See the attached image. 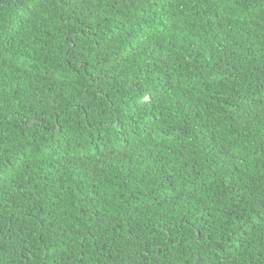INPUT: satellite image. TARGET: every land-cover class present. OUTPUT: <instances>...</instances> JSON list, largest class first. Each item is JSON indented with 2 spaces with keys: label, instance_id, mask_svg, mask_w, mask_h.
Wrapping results in <instances>:
<instances>
[{
  "label": "trees",
  "instance_id": "1",
  "mask_svg": "<svg viewBox=\"0 0 264 264\" xmlns=\"http://www.w3.org/2000/svg\"><path fill=\"white\" fill-rule=\"evenodd\" d=\"M261 21L264 0H0V264H264ZM196 172L211 200L178 191Z\"/></svg>",
  "mask_w": 264,
  "mask_h": 264
},
{
  "label": "snow or ice",
  "instance_id": "2",
  "mask_svg": "<svg viewBox=\"0 0 264 264\" xmlns=\"http://www.w3.org/2000/svg\"><path fill=\"white\" fill-rule=\"evenodd\" d=\"M32 2L35 5H39L44 2V0H32ZM184 3H192V4H204L207 7L214 8L218 10L220 16L225 14V10H231L233 9L239 2V0H183ZM213 15H217V12H213ZM219 18V17H217ZM144 23H148L147 20L144 21ZM261 23H264V21H261ZM161 31H163V27L160 28ZM155 31V29H153ZM13 41L5 39V33L3 29L2 22H0V64L4 62L5 59L8 58L7 54L9 51L10 46L12 45ZM18 43V42H16ZM150 102V97L146 101ZM151 127V126H150ZM169 175H173V173H169ZM199 175V172L196 173H187L185 175L180 176V186L178 191L181 189L183 190L184 193H187V196L184 198L187 199L189 196L192 197L193 200H199V201H208L211 200V194L206 191L204 188L200 186V184L197 182L196 178ZM214 203V201H213ZM230 208L231 205H228ZM208 211H212L211 205L207 206ZM192 213L188 212L186 215L181 217L180 221H177L180 224V227L183 229L188 225V218L191 216ZM201 215H204V211H201ZM261 216H264V213H261ZM256 225H258V230H257V244H258V250L261 253H264V220H256L254 222ZM206 230V229H205ZM201 231V226L196 223L195 219L192 221V226L191 230L189 231V237L196 243L199 244L200 241L195 238V236L192 235V233L195 232H200ZM249 232H252L253 229L249 228ZM171 234V233H169ZM241 235H244V233H241ZM207 242L210 244L211 243V238L209 237ZM189 247H191V244H189ZM241 245L237 244V248H240ZM247 247V245H245ZM250 250V249H249ZM223 253H220V256H222ZM220 256H217L216 259H219ZM80 260V264H83V260L81 258H77ZM259 260V258H258Z\"/></svg>",
  "mask_w": 264,
  "mask_h": 264
}]
</instances>
